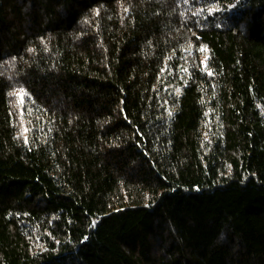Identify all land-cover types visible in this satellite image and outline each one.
Instances as JSON below:
<instances>
[{
	"label": "trees",
	"instance_id": "trees-1",
	"mask_svg": "<svg viewBox=\"0 0 264 264\" xmlns=\"http://www.w3.org/2000/svg\"><path fill=\"white\" fill-rule=\"evenodd\" d=\"M0 264H264V0H0Z\"/></svg>",
	"mask_w": 264,
	"mask_h": 264
},
{
	"label": "snow or ice",
	"instance_id": "snow-or-ice-1",
	"mask_svg": "<svg viewBox=\"0 0 264 264\" xmlns=\"http://www.w3.org/2000/svg\"><path fill=\"white\" fill-rule=\"evenodd\" d=\"M201 51H207V49L206 48H202Z\"/></svg>",
	"mask_w": 264,
	"mask_h": 264
}]
</instances>
